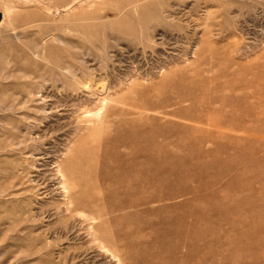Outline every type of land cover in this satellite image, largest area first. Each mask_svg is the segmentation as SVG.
<instances>
[{
  "label": "rangeland",
  "instance_id": "1",
  "mask_svg": "<svg viewBox=\"0 0 264 264\" xmlns=\"http://www.w3.org/2000/svg\"><path fill=\"white\" fill-rule=\"evenodd\" d=\"M0 13V264H264V0Z\"/></svg>",
  "mask_w": 264,
  "mask_h": 264
},
{
  "label": "crops",
  "instance_id": "2",
  "mask_svg": "<svg viewBox=\"0 0 264 264\" xmlns=\"http://www.w3.org/2000/svg\"><path fill=\"white\" fill-rule=\"evenodd\" d=\"M1 17H2V16H1V13H0V19H1ZM2 18H3V17H2ZM1 22H2V19L0 20V23H1Z\"/></svg>",
  "mask_w": 264,
  "mask_h": 264
},
{
  "label": "built area",
  "instance_id": "3",
  "mask_svg": "<svg viewBox=\"0 0 264 264\" xmlns=\"http://www.w3.org/2000/svg\"><path fill=\"white\" fill-rule=\"evenodd\" d=\"M0 46H1V36H0Z\"/></svg>",
  "mask_w": 264,
  "mask_h": 264
},
{
  "label": "bare ground",
  "instance_id": "4",
  "mask_svg": "<svg viewBox=\"0 0 264 264\" xmlns=\"http://www.w3.org/2000/svg\"><path fill=\"white\" fill-rule=\"evenodd\" d=\"M2 24V23H1ZM94 94V93H93ZM103 100H105V99H103Z\"/></svg>",
  "mask_w": 264,
  "mask_h": 264
}]
</instances>
